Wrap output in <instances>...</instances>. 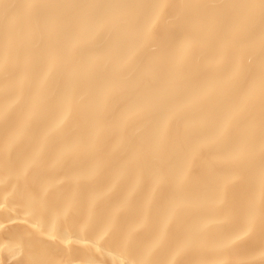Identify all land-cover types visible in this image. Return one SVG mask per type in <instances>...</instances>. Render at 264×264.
<instances>
[{"label": "bare ground", "instance_id": "obj_1", "mask_svg": "<svg viewBox=\"0 0 264 264\" xmlns=\"http://www.w3.org/2000/svg\"><path fill=\"white\" fill-rule=\"evenodd\" d=\"M0 264H264V0H0Z\"/></svg>", "mask_w": 264, "mask_h": 264}]
</instances>
